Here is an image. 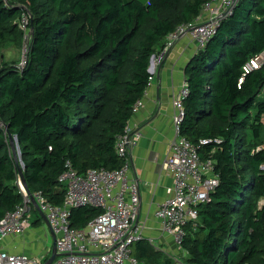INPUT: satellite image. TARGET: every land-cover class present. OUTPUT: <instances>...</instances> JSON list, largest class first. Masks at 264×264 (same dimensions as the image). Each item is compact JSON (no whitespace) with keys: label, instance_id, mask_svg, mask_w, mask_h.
<instances>
[{"label":"trees","instance_id":"1","mask_svg":"<svg viewBox=\"0 0 264 264\" xmlns=\"http://www.w3.org/2000/svg\"><path fill=\"white\" fill-rule=\"evenodd\" d=\"M208 1L0 0V46L29 35L24 65L0 63V219L24 198L10 134L30 191L54 204L65 199L59 177L68 162L80 174L123 166L117 142L149 86L152 55ZM262 53L264 0H237L186 65L180 134L218 177L184 228L191 264H264V63L244 71ZM102 212L73 208L71 226ZM131 254L143 264L172 262L146 237Z\"/></svg>","mask_w":264,"mask_h":264},{"label":"built area","instance_id":"2","mask_svg":"<svg viewBox=\"0 0 264 264\" xmlns=\"http://www.w3.org/2000/svg\"><path fill=\"white\" fill-rule=\"evenodd\" d=\"M236 1L209 0L205 3L198 21L181 24L168 35L161 58L170 50L174 41L186 33L202 46L216 33L220 20L233 10ZM203 20V23H199ZM22 26L26 28L24 23ZM262 63L264 54H256L245 64L244 71L256 69ZM188 93L189 88L185 81L175 99L176 135L165 161L166 168L175 180V195L164 200L156 212L157 217L164 223L165 230L173 236L183 253L185 225L198 220L199 206L208 201L210 192L218 184L213 162L202 160L196 145L180 134V124L184 117L183 102ZM141 104L142 98L136 102L134 113ZM130 132L127 126L126 133L117 142V152L125 160L122 167L114 170L96 167L80 174L69 162L66 164L59 177L66 187L65 199L61 204L52 203L42 191L32 193L37 202L34 204L31 195L18 180L24 198L21 204L0 219V264H45L50 256L51 247L44 254L32 256L10 252L4 246L8 236L22 234L32 224L33 204L46 215L49 227L56 237L58 254L51 264H143L131 254L133 243L143 238V226L138 219L139 184L129 176L128 150L130 145L139 140L142 133L138 130ZM20 165L24 166L22 159ZM85 205L100 207L103 212L86 227L73 228L70 221L72 209ZM173 258L178 264H191L186 258L176 255Z\"/></svg>","mask_w":264,"mask_h":264},{"label":"crops","instance_id":"3","mask_svg":"<svg viewBox=\"0 0 264 264\" xmlns=\"http://www.w3.org/2000/svg\"><path fill=\"white\" fill-rule=\"evenodd\" d=\"M167 38L168 36L164 38V46ZM163 48L153 54L154 58L149 66L151 81L142 97L139 110L133 114L128 124L130 133L137 130L142 133L139 140L128 147L129 176L139 184L138 219L143 226V237L148 238L153 246L168 258H173V255L186 258V253L180 250L173 236L165 230L164 223L157 217L156 212L164 200L175 195L174 177L165 166L171 142L176 135L175 99L186 81V65L197 53L200 44L186 33L180 35L172 48L161 58ZM32 207V224L24 233L12 234L4 241V246L10 252L35 256L46 253L49 248H38L33 241L34 226H38L36 224L45 219L34 204ZM47 226L53 243V232L48 224Z\"/></svg>","mask_w":264,"mask_h":264},{"label":"rangeland","instance_id":"4","mask_svg":"<svg viewBox=\"0 0 264 264\" xmlns=\"http://www.w3.org/2000/svg\"><path fill=\"white\" fill-rule=\"evenodd\" d=\"M203 22L204 20L199 23H203ZM167 41H168V38H167ZM28 45H29V35L26 34L25 36H23L22 40L20 41H16V42L9 41L5 43L4 45L0 46V63L2 61L3 62L4 61H17L20 63V65H22L26 61L25 59L27 57ZM16 148H17L16 150L17 155L18 157H20V148L17 146ZM36 225L38 226H34L33 235H32V238L34 239L33 241L36 243V246L38 248H42L46 246L51 247L52 235H51V232L45 220H43L41 223H37ZM165 256H166V261L167 260L172 261L168 264H178V262L176 260H173V258L171 257L168 258L167 255Z\"/></svg>","mask_w":264,"mask_h":264},{"label":"water","instance_id":"5","mask_svg":"<svg viewBox=\"0 0 264 264\" xmlns=\"http://www.w3.org/2000/svg\"><path fill=\"white\" fill-rule=\"evenodd\" d=\"M234 9V8H233ZM153 58H154V55L151 57V62L153 61ZM9 139H10V144L12 146V150H13V153H14V157H15V161H16V164H17V167H18V170H19V174L21 176V180H22V183L25 187V189L28 191V193L31 195L32 197V200H33V203L34 204H37L32 192L30 191L29 187H28V184L24 178V173H23V167L20 165V159H21V156L18 157L17 155V148L16 146L18 147V140H17V137L15 136H12V134L9 135ZM41 212V211H40ZM42 213V216L44 217L45 221L47 222V224L49 225V222L46 218V215ZM57 247H56V237L55 235L53 234V243H52V252H51V255L50 257L47 259V261L45 262V264H51L53 262V260L55 259V257L57 256Z\"/></svg>","mask_w":264,"mask_h":264}]
</instances>
